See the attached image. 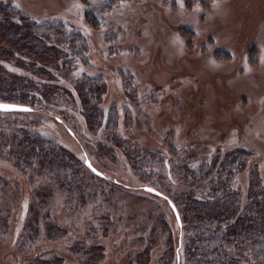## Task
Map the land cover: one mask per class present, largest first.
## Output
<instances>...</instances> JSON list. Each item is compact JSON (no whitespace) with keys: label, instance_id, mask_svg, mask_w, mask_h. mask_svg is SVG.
<instances>
[{"label":"rangeland","instance_id":"374dc122","mask_svg":"<svg viewBox=\"0 0 264 264\" xmlns=\"http://www.w3.org/2000/svg\"><path fill=\"white\" fill-rule=\"evenodd\" d=\"M10 1L36 20L73 18L71 27L86 34L78 57L60 40L68 58L60 65L38 66L51 71V83L66 85L75 94L77 81L104 80L100 103L106 114L116 103L122 140L92 126L81 111V99L73 97L74 106L58 90L48 101L39 100L40 91L22 90L33 111H0L6 131L0 130V141L12 135V118L21 126L29 122L67 149L85 181L79 193L47 169L20 163L0 150V225L2 218L7 221L5 229L0 227V264H27L32 256L56 259L54 264H85L80 245L95 242L104 249L97 264H140L136 258L149 244L150 228L158 243L145 264H177L165 253L168 242L175 246L181 237L175 213L166 198L144 189L152 185L170 194L182 191L174 154L199 166L232 146L247 148L253 153H247L248 165L236 176L237 186L246 192L254 171L264 184V0ZM81 11L95 17L96 26L83 20ZM16 18L26 19L25 14ZM174 34L185 40L182 54L170 45ZM3 44L8 52L0 54V65L42 82L30 58L14 43ZM212 55L222 65L218 70L206 64ZM4 93L0 90L1 100L7 98ZM135 144L152 149L153 158L161 160H151L144 176L124 153ZM86 159L106 177H93ZM169 160L171 172L164 166ZM46 212L62 234L48 231Z\"/></svg>","mask_w":264,"mask_h":264},{"label":"trees","instance_id":"16d2710c","mask_svg":"<svg viewBox=\"0 0 264 264\" xmlns=\"http://www.w3.org/2000/svg\"><path fill=\"white\" fill-rule=\"evenodd\" d=\"M120 1L122 0H111V3ZM25 12L13 1L0 0V54L8 52L3 43L9 41L14 43V48L18 49L20 53L31 59V64L38 66L41 63L49 64L58 61L60 65V61L64 62L69 56V51L60 45V40L68 43L69 47L75 50L76 56L86 46V34L74 26L71 27L75 23L73 18L58 21L36 20L32 16H28L26 14L28 12ZM81 12L83 20L88 19L91 26H96L95 17H91L86 11ZM16 14H25L26 19L19 21ZM54 36L56 37L54 40L49 39ZM35 71L39 73L42 82H33V78L29 76H18L15 72L0 65V90L4 91V95L7 97L0 101L26 104L32 108L30 111H33V102L30 104L25 101L27 95L25 91H40L42 96L40 95L39 100L44 97L48 101V97L54 98L53 94L58 90V93L64 94L63 96L73 105L75 103L73 97L81 99V111L89 116L92 126L96 129L102 127L103 134L112 136V139L116 141L122 140L120 132L117 133L119 120L115 108L117 107L116 103L109 107L107 114L104 113L100 103L102 99L100 96L106 88L104 80L102 81L100 77H93L77 81L74 84L75 87L77 86L74 87L77 93L75 94L66 85L51 83L48 80V76L52 75L50 70L38 66ZM80 94L83 95V98ZM17 96L23 100L16 101L19 100L16 98ZM10 97L11 99H8ZM57 118L63 119V117ZM4 127L0 123L1 133L6 132ZM12 127L15 128L12 135L0 141L1 151L8 155L12 154V159H16L20 163L36 164L41 169H47L57 180L68 185L71 190L76 189L79 193L82 192L80 189L84 186L85 181L78 175V163L71 159L66 148L54 139L34 130L29 122L27 125L21 126L12 118ZM246 149L240 146L233 149L232 146L228 150L226 149L223 155L217 154L219 151H212L217 155L210 159L205 158L199 166L188 163L186 160L189 157L180 158L175 154L171 157V159L179 161L178 171L180 175L182 174V191L174 190L172 195L169 192L158 190L163 193L162 197L175 204L180 214L181 224L176 221L182 229L181 237L175 246L172 241L168 242L169 247L165 252L166 256L171 257V260L176 258L177 264H264V184L255 171L249 180L246 192H244L245 188L241 191L236 183L239 171L248 165L247 153H253ZM209 150L211 149L209 148ZM154 151L157 153V149ZM124 153L135 169L142 172V175L145 174L144 169L148 164L152 163L151 160L156 159V156L153 158L155 153L152 149L149 150V148L138 144L125 149ZM156 160L161 162L158 158ZM165 163V168H168L170 172L173 171L172 166L169 165L170 160ZM90 171L92 176L98 179L106 177L101 170L103 175ZM47 189L48 193L52 191L50 187ZM33 217H39L37 210H34ZM44 220L48 231L52 234L60 235L64 232L49 212L45 213ZM164 225L165 223L163 227ZM0 227L3 229L7 227L6 218H2ZM34 230L38 231V227L35 226ZM147 230L149 244H146L138 254L139 257L136 258L140 264L146 263L148 254L157 245L154 243H158L154 228ZM101 246L96 242L89 246L81 244L80 247L83 252L85 251L84 262H82L97 264L104 254V249ZM181 249H183V255ZM55 260L32 256L27 264H43L42 262L54 264L57 262Z\"/></svg>","mask_w":264,"mask_h":264},{"label":"water","instance_id":"95a60500","mask_svg":"<svg viewBox=\"0 0 264 264\" xmlns=\"http://www.w3.org/2000/svg\"><path fill=\"white\" fill-rule=\"evenodd\" d=\"M0 105H12L14 106V109L13 110H3V109H0V111H22V110H18V109H23V108H27L29 109V111L32 109L30 106L26 105V104H20V103H10V102H3V101H0ZM86 165L89 167V165H91V167H89L92 171L93 169H95V171H93L94 173L96 174H99V175H103V173L97 169L93 164L92 162L89 160V159H86L85 161ZM144 189L149 191V189H152V193L156 194V195H159V196H164L162 192H160L158 189L152 187V186H148V185H145L144 186ZM169 203L175 213V216L177 218V221L179 224H181V218H180V214L178 212V209L177 207L175 206V204L169 200ZM179 262V261H178Z\"/></svg>","mask_w":264,"mask_h":264},{"label":"clouds","instance_id":"9594fccd","mask_svg":"<svg viewBox=\"0 0 264 264\" xmlns=\"http://www.w3.org/2000/svg\"><path fill=\"white\" fill-rule=\"evenodd\" d=\"M185 40L181 38L180 35L174 34L170 39V45L177 50L179 54H182L183 52V46L185 45ZM213 51V50H212ZM207 66L211 70H218L222 67V65L219 63L218 59L212 55L208 58L206 61Z\"/></svg>","mask_w":264,"mask_h":264},{"label":"snow or ice","instance_id":"6c2138e0","mask_svg":"<svg viewBox=\"0 0 264 264\" xmlns=\"http://www.w3.org/2000/svg\"><path fill=\"white\" fill-rule=\"evenodd\" d=\"M17 7H18V5H17ZM77 7H80V5H77ZM0 109H3V110H13L14 109V106H12V105H0ZM18 110L29 111V109H27V108L18 109ZM89 167H91V165H89ZM93 171H95V169H93ZM149 191H152V189H149Z\"/></svg>","mask_w":264,"mask_h":264},{"label":"bare ground","instance_id":"6f19581e","mask_svg":"<svg viewBox=\"0 0 264 264\" xmlns=\"http://www.w3.org/2000/svg\"><path fill=\"white\" fill-rule=\"evenodd\" d=\"M254 4H255V2H254Z\"/></svg>","mask_w":264,"mask_h":264}]
</instances>
